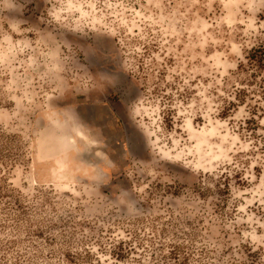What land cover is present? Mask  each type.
Here are the masks:
<instances>
[{"label":"rangeland","instance_id":"obj_1","mask_svg":"<svg viewBox=\"0 0 264 264\" xmlns=\"http://www.w3.org/2000/svg\"><path fill=\"white\" fill-rule=\"evenodd\" d=\"M0 264H264V0H0Z\"/></svg>","mask_w":264,"mask_h":264}]
</instances>
